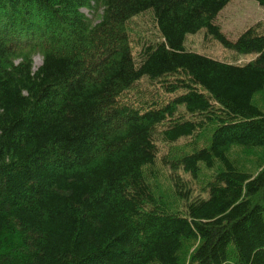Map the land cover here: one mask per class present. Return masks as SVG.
Returning a JSON list of instances; mask_svg holds the SVG:
<instances>
[{
    "label": "trees",
    "instance_id": "1",
    "mask_svg": "<svg viewBox=\"0 0 264 264\" xmlns=\"http://www.w3.org/2000/svg\"><path fill=\"white\" fill-rule=\"evenodd\" d=\"M230 1L0 0V264H264V23L229 39ZM144 78L166 100L121 102Z\"/></svg>",
    "mask_w": 264,
    "mask_h": 264
},
{
    "label": "rangeland",
    "instance_id": "2",
    "mask_svg": "<svg viewBox=\"0 0 264 264\" xmlns=\"http://www.w3.org/2000/svg\"><path fill=\"white\" fill-rule=\"evenodd\" d=\"M83 12L93 19V16L87 10L84 9ZM216 21L228 38L235 40L249 26L256 22L264 21V7L260 6L255 0H231L219 12ZM127 31L131 51L136 58L144 43L158 40V30L151 14L148 12L132 17L127 22ZM183 46L187 51L227 63H245L255 57L254 53L236 54L224 48L218 41L206 35L203 29L194 34H188ZM41 62V55L35 54L33 56L34 67H38ZM153 84L145 78L142 79L132 90L121 95V102H138L150 97H156L158 102L166 100L165 94L159 91ZM185 139H180V142L175 146L179 147L180 143L185 141ZM158 144L160 146V153L163 154V151H166L168 146L163 145L160 140H158ZM156 189L158 190L159 187L157 186Z\"/></svg>",
    "mask_w": 264,
    "mask_h": 264
}]
</instances>
